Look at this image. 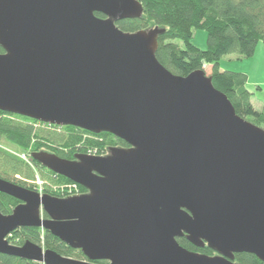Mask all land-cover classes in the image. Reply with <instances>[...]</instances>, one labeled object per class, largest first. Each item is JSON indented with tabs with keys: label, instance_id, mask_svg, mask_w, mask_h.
<instances>
[{
	"label": "water",
	"instance_id": "1",
	"mask_svg": "<svg viewBox=\"0 0 264 264\" xmlns=\"http://www.w3.org/2000/svg\"><path fill=\"white\" fill-rule=\"evenodd\" d=\"M143 14L138 0H0V111L129 144L71 160L32 153L81 195L0 177V192L21 201L0 211V253L40 264H243L237 253L264 262V129L204 70L184 77L161 64L164 28L117 24ZM20 227L42 228L86 260L12 244ZM183 236L215 255L181 246Z\"/></svg>",
	"mask_w": 264,
	"mask_h": 264
},
{
	"label": "trees",
	"instance_id": "2",
	"mask_svg": "<svg viewBox=\"0 0 264 264\" xmlns=\"http://www.w3.org/2000/svg\"><path fill=\"white\" fill-rule=\"evenodd\" d=\"M142 2L144 14L140 18L120 20L117 24L125 32H137L159 26L164 32L159 36L157 56L173 74L186 77L189 73L212 66L213 84L224 92L236 109V113L264 129V106L257 109L252 103L248 88V75L242 71L221 70L220 60L234 54L239 59L252 57L260 42H264V0H138ZM105 17L101 13H97ZM196 30L207 32L206 49L193 42ZM5 52L0 47V53ZM6 139L24 155L41 150L52 152L66 159H75L76 154L94 152L99 156L107 154L109 148L129 147V144L114 134L88 132L73 125L60 126L36 121L30 117L0 111V142ZM48 148L50 150H45ZM12 149L0 146V177L26 186L19 180L36 178L32 164L13 153ZM36 168H46L32 159ZM48 169V168H46ZM49 182L59 188H45L50 195L61 198V192L75 191L83 194L88 190L67 177L57 175L48 169ZM15 176V178H10ZM74 188V189H72ZM52 191V192H48ZM65 197V196H64ZM21 203L10 195L0 192V211L8 215ZM46 216V215H45ZM8 237L12 244L23 245L32 241L45 249L61 255L86 260L81 250L72 248L50 232L36 227H20ZM20 237V239H19ZM13 242H12V241ZM181 246L202 254L215 255L207 245L200 248L185 236L178 239ZM235 262L243 264H264L256 255L237 253ZM96 263L107 264L98 260ZM0 264H40L24 258L0 253Z\"/></svg>",
	"mask_w": 264,
	"mask_h": 264
},
{
	"label": "rangeland",
	"instance_id": "3",
	"mask_svg": "<svg viewBox=\"0 0 264 264\" xmlns=\"http://www.w3.org/2000/svg\"><path fill=\"white\" fill-rule=\"evenodd\" d=\"M193 42L194 44H196L199 48L201 49H206L207 47V32L203 31V30H196L195 32V36L193 38ZM264 44V42H262ZM243 59H239L237 56H235L234 54H229L228 56H225L223 57L221 60H220V69L221 70H231L228 66L229 64H239V61H242ZM213 69H212V66L211 65H207L205 67V73L208 74V75H211ZM248 75V74H247ZM257 88H252L253 90V100H254V103L255 104H259L260 102H264V83L263 85H259L257 84L256 86ZM263 107L261 108H257L259 110H261ZM0 146L3 147L4 149H12L14 152L13 153H17L19 154L21 157H23L25 160H28V162L30 164H32V167L35 169V174H36V178L33 179H22V177H24L23 175H21L22 177L20 178L19 176L18 179L19 180H22L23 182L26 183V188H30V189H33L35 191H38L39 193H42V194H49L46 192V189L45 188H49V189H54V190H58L59 188L56 187V185H54L53 183H51V181L49 182V179L47 178L49 173H48V169H44L43 171L40 169V168H36L34 163L32 162V157L30 155H24L18 148H15L13 147L6 139H3L1 140L0 142ZM45 150H50L48 148H44ZM105 155H108L105 154ZM97 156V155H96ZM10 178H15V176H11ZM48 192H52V191H48ZM50 195V194H49ZM52 195V194H51ZM61 197H72V195H81L79 192H75V191H72L71 193L69 192H65V191H62L61 192ZM15 233L12 232L10 236H12V239L14 237ZM9 236V237H10ZM9 239V238H8ZM20 239V237H19ZM12 241V240H11ZM13 242V241H12ZM42 245L44 247V249L46 248L45 247V244L43 243L42 241ZM215 253V252H214Z\"/></svg>",
	"mask_w": 264,
	"mask_h": 264
},
{
	"label": "crops",
	"instance_id": "4",
	"mask_svg": "<svg viewBox=\"0 0 264 264\" xmlns=\"http://www.w3.org/2000/svg\"><path fill=\"white\" fill-rule=\"evenodd\" d=\"M233 71H242L248 74V88L253 93L252 88H257V84L263 85L264 83V44H260L256 48L255 54L248 58L239 61V64H229L228 66ZM254 94V93H253ZM252 103L256 108L264 106V102H260L258 105L254 103L252 95Z\"/></svg>",
	"mask_w": 264,
	"mask_h": 264
},
{
	"label": "bare ground",
	"instance_id": "5",
	"mask_svg": "<svg viewBox=\"0 0 264 264\" xmlns=\"http://www.w3.org/2000/svg\"><path fill=\"white\" fill-rule=\"evenodd\" d=\"M88 155H97V156H99L98 154H95L94 152H92V153H87ZM104 155V154H103ZM9 235H10V233H9ZM9 237V236H8Z\"/></svg>",
	"mask_w": 264,
	"mask_h": 264
},
{
	"label": "built area",
	"instance_id": "6",
	"mask_svg": "<svg viewBox=\"0 0 264 264\" xmlns=\"http://www.w3.org/2000/svg\"><path fill=\"white\" fill-rule=\"evenodd\" d=\"M72 189H74V188H72ZM72 192V191H71Z\"/></svg>",
	"mask_w": 264,
	"mask_h": 264
}]
</instances>
